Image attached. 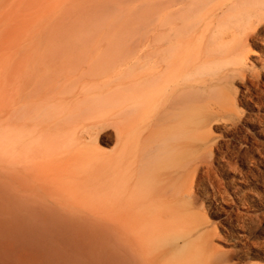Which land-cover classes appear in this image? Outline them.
<instances>
[{"label":"bare ground","instance_id":"6f19581e","mask_svg":"<svg viewBox=\"0 0 264 264\" xmlns=\"http://www.w3.org/2000/svg\"><path fill=\"white\" fill-rule=\"evenodd\" d=\"M157 4L141 44L18 62L16 91L0 94V264H264L260 222L219 232L197 208L210 206L208 127L233 110L225 89L264 0ZM252 46L264 58V37Z\"/></svg>","mask_w":264,"mask_h":264},{"label":"rangeland","instance_id":"374dc122","mask_svg":"<svg viewBox=\"0 0 264 264\" xmlns=\"http://www.w3.org/2000/svg\"><path fill=\"white\" fill-rule=\"evenodd\" d=\"M157 2L158 0H0V94L16 91L17 64L22 58L28 60L35 57L37 52L34 50L61 49L63 55L75 58L86 57V54L77 52L81 48L104 51L141 44L140 36H144L148 10L145 7H151L156 12ZM257 29L255 33L258 32V37L254 35L250 39L251 43L249 41L250 47L246 49L247 67L225 89L232 99L233 110L230 114L223 112L225 116L221 112L220 120L212 122L208 127L214 143L211 151L216 161L209 176L202 174V184L208 194L206 201L210 206L199 202L197 208L206 214L211 223H219V232L236 225V219L239 221L247 216L251 217L260 222L262 228L260 227L256 236L259 242H263L264 58L256 59L252 56L251 49L256 50L252 43H258L264 37V24ZM253 39L255 42H252ZM99 54L102 53H96L93 58ZM65 64L64 67L72 68L81 63L71 60ZM90 64L91 62L81 64V71L86 72ZM95 65L106 66L101 62ZM231 122L235 125H229ZM109 127L100 133L101 138L107 142V149L111 147L109 141L113 138L112 127ZM206 158L209 159V153L205 154Z\"/></svg>","mask_w":264,"mask_h":264}]
</instances>
